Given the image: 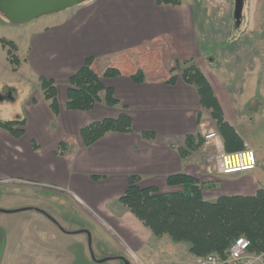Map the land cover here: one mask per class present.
Instances as JSON below:
<instances>
[{"label": "crops", "instance_id": "0c3cea01", "mask_svg": "<svg viewBox=\"0 0 264 264\" xmlns=\"http://www.w3.org/2000/svg\"><path fill=\"white\" fill-rule=\"evenodd\" d=\"M244 8L241 23L264 28V0H250V4L245 3ZM38 20V24L29 30L25 53L21 58L17 56L19 64L15 68L0 43V68L16 75L23 68L29 76L37 78L39 86L22 110L9 107L0 100V107L4 110L14 108L18 114L16 117L25 121L18 138L0 128V190L31 188L61 196L53 190V187H58L68 194L67 198L72 200L77 211L87 218H92L87 209L96 211L98 219L114 228L127 246L153 263L165 255L158 252L157 247L161 243L154 244L150 230L116 202L127 187L130 175L140 177L138 184L142 187L154 186L161 192H168L179 189L167 185L168 175L189 174L199 180L203 198L207 201H214L220 196H253L264 188V76L253 79L259 72L256 68L259 60L263 61L261 72H264V34H261V30L255 34L251 29L247 31L244 28L236 34L239 29L233 30L236 23L234 19L231 20L234 23H229V41H239L242 34L245 38L232 47L229 43L224 63L217 60L218 52L208 55L200 51L193 10L184 0L178 5L157 4L154 0H89ZM168 38L185 53L195 52L190 57L212 85L225 121L255 153L257 165L253 170L234 175H208L202 168L205 150L180 155L179 149L186 150L184 136L205 130L202 116L197 125L198 112L210 113L200 107L195 88L180 76L174 84L165 83L168 76L157 73L148 75L145 72L142 83L131 80L130 75L151 53H141L142 49ZM88 57L93 58L91 67L98 76L113 65L122 68L130 63L135 64L131 70L114 67L120 71V75L102 78L105 86L113 89L120 105L107 106L103 92L100 101L91 110L66 108L68 79ZM224 70L226 73H223ZM40 76L53 80L56 86L57 112L43 98ZM3 89L15 101L17 90L13 86L0 84L1 93ZM0 96L5 98L2 94ZM121 113H126L131 119L130 132L110 131L90 146L83 145L79 132L82 127L106 118L115 119ZM0 119L6 120L7 117L0 116ZM212 126L211 129L217 130L214 123ZM147 131L154 132L156 138L144 137L143 133ZM218 135L223 145L219 132ZM60 142L69 147L64 156L55 152ZM7 179L28 181L34 186L6 184L4 181ZM28 198L31 199L25 206L19 205L22 208H10L16 209L12 212L0 208V218L6 219L7 215L3 214H16L14 218L20 217L24 222L37 220L46 228V232L41 234L47 241L55 239L59 233L79 235L85 239L76 243L80 251H77L78 254L70 248L66 251L64 247L54 249L53 246L54 250L49 254L46 244L37 242L32 248L34 257L30 258L35 260L34 264H41L43 257L52 264H106L111 261L117 264L123 259L128 261L114 238L117 247L112 252L96 244L94 249L90 240L97 236H92L96 231L89 233L80 229L82 224L76 223L66 231L55 227L50 222L51 217L35 206L40 202L37 193L33 198ZM105 224L98 226L107 231ZM97 240L102 239L98 237ZM5 247L6 244L0 264H9ZM22 248L26 249L25 246L17 249ZM109 254L112 255L107 256Z\"/></svg>", "mask_w": 264, "mask_h": 264}, {"label": "trees", "instance_id": "16d2710c", "mask_svg": "<svg viewBox=\"0 0 264 264\" xmlns=\"http://www.w3.org/2000/svg\"><path fill=\"white\" fill-rule=\"evenodd\" d=\"M157 4L178 5L181 0H154ZM0 43L6 48L9 62L14 68L19 64L15 54L16 45L4 38ZM93 58L85 59L83 65L68 79L66 108L68 110L87 111L100 101L104 92V103L107 106L120 105L111 87L105 86L102 78H112L120 75L117 68H107L102 76L92 69ZM181 79L193 86L198 95L199 104L210 112V116L218 130L225 152H234L244 148V142L235 129L224 119L223 110L214 90L203 72L190 59L183 62ZM176 68V67H174ZM174 68L170 70L174 72ZM178 75L172 74L164 82L174 84ZM134 83L145 81V72L138 69L130 75ZM39 85L44 100L49 107L57 112L56 86L53 80L39 77ZM201 112L197 114L199 126ZM25 121L23 119L1 120L0 128L8 131L14 137H20ZM131 119L126 113L117 118H106L94 121L80 129V139L84 146H90L105 133L110 131L130 132ZM149 139L156 138L152 131L143 133ZM186 150L179 149L181 156L197 151L203 145L202 132L197 130L188 133L183 138ZM69 147L60 142L58 155L64 156ZM140 177L130 175L128 185L116 200L122 210L130 212L143 226L148 228L156 239L169 238L172 243L186 245L187 252L193 257H203L208 254L224 256L234 241L244 237L249 242L248 251L251 254L264 255V188L253 196H220L214 201H207L202 195V185L195 177L186 173L168 175L166 183L169 187L179 189L161 192L154 186L142 187L138 184ZM264 258V256H263Z\"/></svg>", "mask_w": 264, "mask_h": 264}, {"label": "rangeland", "instance_id": "374dc122", "mask_svg": "<svg viewBox=\"0 0 264 264\" xmlns=\"http://www.w3.org/2000/svg\"><path fill=\"white\" fill-rule=\"evenodd\" d=\"M184 2L191 5L193 10L196 35L199 40L200 51L206 52V54L208 55H216L218 52L219 55L217 57V60L219 61H223L224 63H226L225 54L227 49L229 48L228 46L229 43H230V47H232L236 44H239V42H241L245 38L242 34L239 38V41L236 42L229 41L230 39L227 38V34L229 31V23H231V25L234 23V21L231 20L234 19L236 23V27L235 24L233 25V30L239 29L238 31H236V34H239L240 31H242L244 28L247 31L251 29V31L255 32V34H259V30H261L262 31L261 34H264L263 27L249 26V25L246 26V22H244L243 24L241 23L242 18H244L243 17V9H245L244 5L245 3L250 4V0H243L242 2L243 4L241 5V10L238 19L236 18L237 14L235 10L236 0H184ZM221 4H223L224 6L220 7ZM201 9L203 10L200 11ZM245 11L247 13L248 9H246ZM253 12L254 11L252 10L251 16H253ZM258 14L257 16L260 15ZM220 16L223 18L220 19ZM38 19L39 18L29 23L13 24L10 23L0 13V37L5 38L6 40H10L14 44H16L17 50L15 54H17L19 58L23 57V54L25 53L26 50L25 46L27 43L29 30H31L32 27H35L38 24V21H40ZM41 19H45V18H41ZM228 19H230V21H227ZM239 23L241 25L238 26L237 24ZM180 48L181 47L178 46L177 43H175L171 38H168L164 41L152 43L150 46L142 49L141 53L144 51H146L147 54L150 52L151 53L148 54L145 58H143L142 59L143 63L140 66H138L136 70L135 69L134 70L137 71L139 68H141L148 75L152 73L153 74L157 73L159 76L167 75L168 78L172 74H176L179 76L181 72V68L184 66L183 62L189 59L192 62H194L190 56L192 53H195V52H190L188 54L185 53L184 49H180ZM2 54H4V52H2ZM194 63L196 64V66H198L196 62ZM258 64L259 65L256 68H258L259 72L257 75L256 74L254 75L253 77L254 80H257L259 77L264 76V72H261L263 69L262 68L263 61L259 60ZM113 66L117 67L118 69L121 68V66L119 65H113ZM122 68L131 70L132 68H135V64L130 63L128 66H122ZM172 68H174V72L170 73V70ZM198 68L201 70L199 66ZM223 73H226V71L224 70ZM220 82L224 83L222 81ZM0 84L4 86H10L11 88L13 86V88L17 90L15 101H13L7 98V94H8L7 90L3 89L2 93L0 92V94H2L5 98L3 99V101H1V103L8 104L9 107L12 106L16 108L19 107L20 110L24 108L25 102L29 98L33 97L35 95L36 90L39 88L37 78L34 76H29L28 73L25 72L23 68L21 69L18 75L9 74L5 72L4 69L0 68ZM17 115L18 114L14 108L4 110L2 107H0V116H6L7 117L6 120H12L18 118L16 117ZM202 122L205 124L203 126V129L208 130L209 128L214 127L212 126L214 122L210 116V113L209 115L206 112L205 114H202ZM203 146L204 144L201 145L200 148H198V150L200 149L205 150V156H204V162L202 168L204 172L207 173L208 175H213V173H217L216 172L217 169L214 166L215 164L214 163L215 159L213 158V154L215 155L214 150L210 146L209 147L207 146L203 147ZM192 152H196V151H192ZM207 167L212 168L210 169V171L212 172L208 171ZM4 182L6 184H13V185L29 184L31 186H34L28 181H24V180L20 181L18 179L17 180L7 179ZM53 188H54L53 190L61 194V196L56 194H47L45 192H41L38 189H31V188H11L13 190H7L6 188L4 190H0V208H7L8 210L14 211L16 209H10V208L20 207L19 205L21 204H23L21 206H25V203L29 202V200L31 199L28 197L33 198V195L37 193L40 202L36 203L35 206L51 217L50 222L55 227L58 226L59 228H62L64 231H66L69 230V226H72L71 224L73 223H76L78 225L82 224L80 229L87 230L89 233H93L94 231H96L94 234H92V236L93 235H97V236H95L93 239L90 240L92 241L91 243L94 249L96 244V245H101L102 247H106L107 252H112L113 250L116 249L115 247L120 246L124 250V253L126 254L127 257L126 259L128 260L129 264H137V260H138L137 257L142 259V261L144 262L147 261H148L147 263L150 262L149 260L144 259L146 257L142 255L140 252L134 251L129 246H127L126 242L123 241L117 235L116 233L117 231L114 228H111L108 225H106L104 220H99L96 211H91L90 209H87L91 212L90 215L92 216V218H87L86 215H84L81 211H77V209L73 207L74 205L71 202L72 200L71 199L69 200L67 198L68 194H66L63 190H60V188L58 187H53ZM50 196H53L55 198H48ZM110 204H112L113 206L115 205V203L113 202H111ZM3 215H7V216L6 219L0 218V260L2 258V252L4 251V246L6 244L5 255L9 257L8 259H6L7 263L9 264H26V263L34 264L35 260L30 258L34 257L33 255L34 249L32 248H35L37 242L46 244L45 246L47 247V252H49V254L51 250H54L55 248L58 247L62 249L64 247V250L70 248L73 250V252L78 254L77 251H79V248H78V244L76 243L78 241H82V242L85 241L83 236H79V235L67 236V234L64 235L61 233H59V235L56 236L55 239H51L50 241H47L45 239V236H42L41 234L46 232V228L44 227L43 224L39 223L37 220H35L34 222H24L20 217H18V219L14 218L16 214H3ZM98 224L99 225L105 224L107 231L104 228L99 227ZM130 227L132 226L130 225ZM98 237H101L102 240H97ZM113 238L116 240V242H118L117 246L115 245L116 242L114 241ZM154 239H155L154 244L161 243L159 244L160 247H157L159 249L158 252L160 254H165L164 256L161 255L162 257H159V259H155V261H153V263L155 264H163L166 262H170V264H182V262H186L194 258L193 257L194 255H191L187 252V248L185 244L172 243L169 240V238H167L166 236L161 239H156V238ZM20 246L21 247L25 246L26 249L24 248L17 249ZM52 246L54 249L52 248ZM23 251H26V253H24ZM37 251H41V250H37ZM112 254H109L107 256H110ZM50 256H52V254ZM4 257L6 258V256ZM47 260L48 258L43 257L41 264H52L50 261ZM79 261L82 262L80 259ZM66 264H71V263H66ZM72 264L75 263L73 262ZM106 264H116V263L111 261V262H106ZM117 264H125V260L123 259V262L118 261Z\"/></svg>", "mask_w": 264, "mask_h": 264}, {"label": "built area", "instance_id": "2783aa9c", "mask_svg": "<svg viewBox=\"0 0 264 264\" xmlns=\"http://www.w3.org/2000/svg\"><path fill=\"white\" fill-rule=\"evenodd\" d=\"M218 132L214 129H208L203 133V141L205 146L214 150L215 159L214 166L217 173L227 175L236 172L249 171L256 166V156L254 151L247 145L242 150L234 152H225L222 144L219 142ZM207 167V170L210 171ZM212 172V171H210ZM249 242L246 238L240 237L228 248L224 256L218 254H208L203 257H195L182 264H264L263 253L254 255L248 251ZM137 264H155L152 262H144L137 257ZM168 264V263H163Z\"/></svg>", "mask_w": 264, "mask_h": 264}, {"label": "water", "instance_id": "95a60500", "mask_svg": "<svg viewBox=\"0 0 264 264\" xmlns=\"http://www.w3.org/2000/svg\"><path fill=\"white\" fill-rule=\"evenodd\" d=\"M89 0H0V13L13 24L29 23L37 18L72 8ZM243 0H236L235 10L238 19ZM8 99H13L7 94ZM0 100L3 97L0 96ZM12 212V210H4ZM125 264H129L125 260Z\"/></svg>", "mask_w": 264, "mask_h": 264}]
</instances>
